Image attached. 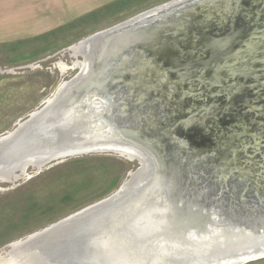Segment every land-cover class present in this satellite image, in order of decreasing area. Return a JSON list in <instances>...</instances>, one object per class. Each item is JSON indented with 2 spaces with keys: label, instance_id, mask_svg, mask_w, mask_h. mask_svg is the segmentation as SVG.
Returning a JSON list of instances; mask_svg holds the SVG:
<instances>
[{
  "label": "rangeland",
  "instance_id": "374dc122",
  "mask_svg": "<svg viewBox=\"0 0 264 264\" xmlns=\"http://www.w3.org/2000/svg\"><path fill=\"white\" fill-rule=\"evenodd\" d=\"M172 1L109 0L74 14L76 19L49 33L0 40V136L39 110L63 83L80 73L84 64L83 55L78 54L80 41ZM220 1L222 7L217 11L211 0H187L165 10L173 17L168 21L170 27L178 31L173 37L170 33V39L179 35L181 45L186 46L185 54L175 58L171 54L173 60L167 65L184 72L182 66L193 61V67L185 72L190 80L178 84L176 73L163 74L158 79L161 83H174L170 93L160 98L158 87L148 89L140 103L134 100L141 86L135 91L123 80L107 84L104 93H115L124 113L116 118L120 124H136L163 159H173L180 172L176 182L188 187L181 200L196 210L203 208L211 217L218 218L221 213L227 218L229 211L238 212L243 205H264V64L253 65L257 74H263L258 81L222 72L220 82L210 87L212 71L201 70L198 59L209 56L204 46L208 37L238 32L231 45L234 51L250 33L258 36L264 22V0ZM191 7L193 13L185 14ZM213 9L214 13L210 12ZM161 20L157 16L141 27ZM149 49L135 47L121 53L131 58L124 70L133 72L130 65L135 68L136 57H145ZM160 57L154 55L163 65ZM163 68L165 72V65ZM233 82L244 84L242 91L230 93ZM104 93H96L95 98ZM122 97L129 100L128 107L120 102ZM255 141L257 147L253 148ZM139 166L136 159L124 154L89 153L39 171L28 166L16 180L0 181V254L9 244L108 198ZM245 264H264V258Z\"/></svg>",
  "mask_w": 264,
  "mask_h": 264
},
{
  "label": "water",
  "instance_id": "95a60500",
  "mask_svg": "<svg viewBox=\"0 0 264 264\" xmlns=\"http://www.w3.org/2000/svg\"><path fill=\"white\" fill-rule=\"evenodd\" d=\"M185 1L174 0L80 41L78 54H82L87 62L86 71H80L63 83L50 103L45 102L39 110L17 124L12 130H19L17 136L10 139L7 138L9 133L0 136V181L3 182L16 180L28 166L39 171L52 163L57 164L83 154L120 155V149H116L118 147L132 148L146 161L144 170L141 172V166L136 169L120 194L114 195V192L111 197L9 244L5 250H1V264H8L5 262L7 256L12 252L20 254V250L28 257L21 260V264H116L117 255L123 254L111 248L118 245L128 254L145 257L146 262L144 260L142 264H245L264 258V205L246 204L238 212L229 211L227 218L221 213L218 218H214L202 211L203 208L196 210L193 204L181 200L188 187L182 188L176 182L180 172L173 159H163L152 141L143 138L144 130L136 127V124L132 123V127L120 124L116 118L124 113L118 108L115 93H104L107 84L123 80L135 91L137 86H141L134 100L140 103L148 89L158 87L156 91L160 98L170 93L174 83H161L158 79L163 74L176 73L178 84L190 80L185 72L193 67V61L182 66L184 72L172 67L171 63L167 65L173 60L172 55L174 58L180 55L186 51V46L181 45L182 38L179 35L177 39H170L178 31L174 32L175 28L170 27L169 20L165 19L171 15L165 10ZM211 3L216 11L222 7L220 0H211ZM184 11L191 15L194 8ZM157 16H161L162 20L141 27V24L156 20ZM186 28L182 31H186ZM257 31L258 36L250 33L234 51L231 45L238 32L206 39L204 46L209 56L198 59V64H201V70L212 71L208 81L210 87L220 82L222 72L259 80L263 74H257L253 65L255 62L264 64V22ZM144 46L151 49L140 60L136 57V67L130 65L128 68L133 72H126L124 69L129 66L126 63L131 58L121 56V53ZM156 54L161 55L163 65L155 61ZM118 58L120 63L116 62ZM164 65L167 68L165 72L162 71ZM124 74L129 76L122 78ZM243 86L240 82H233L230 93L242 91ZM99 92L104 94L95 98ZM181 93L185 95L190 92ZM128 101L124 97L120 99L127 107ZM100 107L101 113L96 111ZM115 109L120 110V113ZM50 111H57L58 116H49ZM51 121L56 123L53 129L48 130V122ZM103 126L108 127V131L101 137V133L97 132ZM149 130L154 131L155 128ZM51 132L56 134L50 135ZM256 147L255 141L253 148ZM133 159L139 162L137 158ZM230 165H233L232 162ZM192 217L194 224L191 221L186 224L185 220ZM99 232L104 237L108 234L112 237V243L105 244L107 249L99 245V238L96 240ZM171 243L175 244V254L167 248H173L169 245ZM160 248L167 250L166 256L159 253ZM30 255L38 258L33 257L34 260L30 262ZM157 257H162V260L155 262Z\"/></svg>",
  "mask_w": 264,
  "mask_h": 264
},
{
  "label": "crops",
  "instance_id": "0c3cea01",
  "mask_svg": "<svg viewBox=\"0 0 264 264\" xmlns=\"http://www.w3.org/2000/svg\"><path fill=\"white\" fill-rule=\"evenodd\" d=\"M109 0H0V40L49 33Z\"/></svg>",
  "mask_w": 264,
  "mask_h": 264
},
{
  "label": "bare ground",
  "instance_id": "6f19581e",
  "mask_svg": "<svg viewBox=\"0 0 264 264\" xmlns=\"http://www.w3.org/2000/svg\"><path fill=\"white\" fill-rule=\"evenodd\" d=\"M87 66V62L86 61H84V64H83V68H82V70H81V73H84V71H86V67ZM59 89V88H58ZM59 91V90H58ZM58 91H56L57 93H58ZM56 92H55V94H56ZM53 95V96H56V95ZM52 101V98L50 99V100H48L47 102L48 103H50ZM57 113V111H50L49 112V116H53V118L54 117H57L58 116V114H56ZM48 123H50V127H49V129L48 130H51V129H53V127L55 126V123H56V121H51V122H48ZM102 125V124H101ZM98 128V127H97ZM54 131V130H53ZM108 131V127H105V126H103L102 127V129L100 128V130H99V132H97V133H101V137L102 136H105ZM9 134V136L7 137V138H11V137H13V136H17L18 134H19V130H17L16 132L15 131H11V132H8ZM54 133L55 132H51L50 133V135H54ZM56 134V133H55ZM91 135V134H90ZM95 136V135H94ZM97 136H100V135H97ZM6 140V139H5ZM4 141V140H3ZM2 141V142H3ZM116 149H120L119 151L121 152V154H124V155H127L129 158H137L138 160H139V163H140V166H141V172L144 170V166H145V164H146V161L143 159V157H142V155L140 154V153H138V152H136V151H134V149H132V148H116ZM139 166V167H140ZM140 172V173H141ZM134 174V171L133 172H131L130 174H129V177L130 176H132ZM139 173H137V175H138ZM136 175V176H137ZM142 176V175H141ZM129 177H128V179L121 185V187L114 193V195H118V194H120L123 190H125V188H126V186H127V182L129 181ZM138 177V176H137ZM140 178V177H139ZM113 196V195H112ZM111 197V196H110ZM88 211V210H87ZM85 211H83V213H84ZM80 214V213H79ZM192 222L193 224H194V218L192 217L191 219L189 218L188 220H185V223L187 224L188 222ZM101 229V228H100ZM102 230V229H101ZM101 232H103V231H101ZM101 232H99L98 233V235L99 236H97L96 237V240H97V242L99 243V245H102L104 248H108V244H110V243H112V237H111V235L110 234H108L106 237H104L103 235H100L101 234ZM95 240V241H96ZM105 244H107V245H105ZM169 245H171V246H173V248H171V247H168L167 246V248L170 250L169 252H174V254L176 253L175 252V250H174V247H175V244L174 243H171V244H169ZM119 246H121V245H118V246H116L115 248H111V249H115L114 251H118V252H120V253H122L123 255H117V260H115V263L116 264H142V263H144V260H145V262H146V258L145 257H142V256H136V255H131V254H128V252H126L125 250H124V248L121 246V247H119ZM109 251H111L110 250V248L108 249ZM167 250H165V248H160L159 249V253H162V255H163V257L164 256H166V254H165V252H166ZM34 253H36V252H33V254ZM21 257H23V259L21 258ZM30 262H31V259L34 257L33 255H30ZM28 257H27V254L23 251V250H20V254H17V253H15V252H12V253H10L9 254V256H7V258H6V260H5V262L6 263H8V264H21L22 263V261L21 260H26ZM36 258H38V257H34V259H36ZM162 257H157V258H155L154 260H155V262H160L162 259H161ZM34 259H32V260H34ZM33 262V261H32ZM34 263V262H33Z\"/></svg>",
  "mask_w": 264,
  "mask_h": 264
},
{
  "label": "flooded vegetation",
  "instance_id": "af4514ba",
  "mask_svg": "<svg viewBox=\"0 0 264 264\" xmlns=\"http://www.w3.org/2000/svg\"><path fill=\"white\" fill-rule=\"evenodd\" d=\"M165 19L171 21V20H173V17L170 15V16H167Z\"/></svg>",
  "mask_w": 264,
  "mask_h": 264
}]
</instances>
